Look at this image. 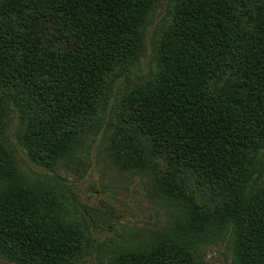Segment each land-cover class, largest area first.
Instances as JSON below:
<instances>
[{
	"label": "trees",
	"instance_id": "trees-1",
	"mask_svg": "<svg viewBox=\"0 0 264 264\" xmlns=\"http://www.w3.org/2000/svg\"><path fill=\"white\" fill-rule=\"evenodd\" d=\"M158 1L0 0V252L16 264H79L89 237L19 169L13 122L42 167L105 126L115 167L169 207L166 231L107 264H201L230 225L236 264H264V0H175L147 58Z\"/></svg>",
	"mask_w": 264,
	"mask_h": 264
},
{
	"label": "rangeland",
	"instance_id": "rangeland-1",
	"mask_svg": "<svg viewBox=\"0 0 264 264\" xmlns=\"http://www.w3.org/2000/svg\"><path fill=\"white\" fill-rule=\"evenodd\" d=\"M174 1L159 0L149 17L147 58ZM147 58L142 59L143 68ZM16 124L11 125L8 137L19 169L30 182L54 188L61 212L79 224L89 237V247L79 264H107L122 250L135 248L153 233L169 228L172 213L154 191L148 176L120 171L112 163L105 126L88 132L81 147L68 159L42 167L23 145ZM234 239L230 225L215 238L198 243L196 253L201 264H236L232 252ZM0 264L16 263L0 252Z\"/></svg>",
	"mask_w": 264,
	"mask_h": 264
}]
</instances>
